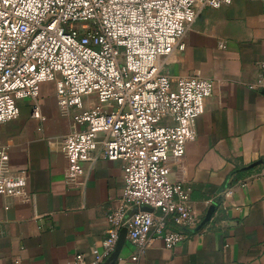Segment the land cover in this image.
<instances>
[{
	"label": "crops",
	"instance_id": "obj_1",
	"mask_svg": "<svg viewBox=\"0 0 264 264\" xmlns=\"http://www.w3.org/2000/svg\"><path fill=\"white\" fill-rule=\"evenodd\" d=\"M181 43L184 49L163 61L162 74L173 82L199 75L213 91L195 119V141L181 158H169L170 180L188 191L187 205L201 221L213 211L197 232L170 224L183 241L166 249L154 240L141 263L264 264L261 5L232 0L220 9H201ZM38 104L40 120L31 116V102L21 101L17 119L0 127L10 171L25 177L23 197H0V264H71L76 255L91 264L92 252H102L107 216L119 206L121 163L96 151L93 162L68 178L58 144L80 127L59 113L52 86L39 87ZM136 253L125 234L115 264H132Z\"/></svg>",
	"mask_w": 264,
	"mask_h": 264
},
{
	"label": "built area",
	"instance_id": "obj_2",
	"mask_svg": "<svg viewBox=\"0 0 264 264\" xmlns=\"http://www.w3.org/2000/svg\"><path fill=\"white\" fill-rule=\"evenodd\" d=\"M231 1L0 0V127L17 119L21 101H30L40 120L39 87L49 83L59 113L80 127L58 144L66 176L76 178L96 151L121 163L119 206L107 216L102 252H92L91 264L112 254L122 229L137 249L130 262L142 264L154 240L166 249L183 241L170 224L182 231L200 226L188 191L170 180L168 161L195 141L194 122L213 85L199 75L173 82L162 63L184 49L181 40L201 9ZM251 1L264 16V0ZM259 68L257 85L264 87V61ZM24 186V173L10 171L0 145V197L21 198ZM71 264H85L83 256Z\"/></svg>",
	"mask_w": 264,
	"mask_h": 264
},
{
	"label": "water",
	"instance_id": "obj_3",
	"mask_svg": "<svg viewBox=\"0 0 264 264\" xmlns=\"http://www.w3.org/2000/svg\"><path fill=\"white\" fill-rule=\"evenodd\" d=\"M140 211H142V212H148V213H153V209L148 208V207H141L140 208ZM212 211H213V209H209L206 217L201 222L200 226L196 230H194V231H196V232L199 231L209 221V219L211 217V214H212ZM125 234H126V230L123 229L121 231V233L119 234L118 241H117V244H116V247H115L114 251L108 257V260H107V263L108 264H115L117 262V259H118L120 250H121L122 245H123V242H124Z\"/></svg>",
	"mask_w": 264,
	"mask_h": 264
},
{
	"label": "rangeland",
	"instance_id": "obj_4",
	"mask_svg": "<svg viewBox=\"0 0 264 264\" xmlns=\"http://www.w3.org/2000/svg\"><path fill=\"white\" fill-rule=\"evenodd\" d=\"M47 84L53 87V85H52V84H49V83H47ZM19 103H20V102H18V106H19Z\"/></svg>",
	"mask_w": 264,
	"mask_h": 264
}]
</instances>
